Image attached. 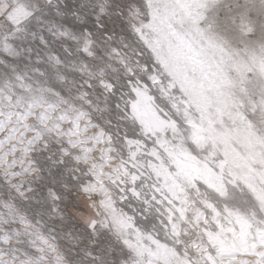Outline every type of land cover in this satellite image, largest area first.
<instances>
[{"label": "rangeland", "instance_id": "obj_1", "mask_svg": "<svg viewBox=\"0 0 264 264\" xmlns=\"http://www.w3.org/2000/svg\"><path fill=\"white\" fill-rule=\"evenodd\" d=\"M178 2L194 5L203 0ZM233 2L220 0L211 10L191 7L180 11L185 17L206 11L212 18L223 14ZM136 8L138 0H65L63 5L46 0H0V234L22 229L19 217L26 216L34 228L10 241L20 250L18 255L25 251L41 255L38 249L43 247L42 236L68 264H91L93 257L99 258L95 264H132L137 258L145 264H166L171 259L170 249L182 248L188 241L200 245L201 237L207 245L222 248L229 259L255 264V257L245 254L258 232L257 225L264 219L259 201L237 192L238 198L230 201L233 214L211 220L204 214V203L193 198L202 185L209 184L180 168L134 115L132 127V117L124 108L125 85L131 75L125 71L128 65L137 82L142 83L140 90L149 92L154 110L161 117L173 119L179 131L195 125L191 136H178V131L172 130L171 140L194 159L205 161L208 171L218 174L225 151L229 164L237 171L246 163L247 155L253 172L259 171L250 163L253 158L264 168V142L259 133L253 134L243 123L237 128L225 111L227 86L221 83L222 72L229 77L235 73L228 66L231 57L223 46L224 37L219 29L211 38L185 36V29L177 24L173 38L162 36L153 52L132 30L130 12ZM229 47L238 51L242 45L231 39ZM149 74L156 79L148 80ZM61 77L66 78L64 82ZM112 84L116 88L109 91ZM57 92L86 113L78 122L70 116L61 117L64 127L72 123L81 142L88 137L95 150L84 151L82 144L73 148L67 135L46 133L30 153L38 171L6 174L9 162L23 158L21 148L37 128L43 127L42 122L66 107L57 104ZM83 92L88 93L84 100L77 99ZM33 96L41 98L33 100ZM101 128L111 133L110 141L101 136L96 143L93 137ZM129 140L139 149L136 160L128 156ZM106 143L115 150L109 152ZM217 145L225 151L204 155L206 148ZM81 153L83 158L77 160L75 157ZM91 165H96L95 175L91 174ZM12 171L22 172L19 167ZM131 174L138 177L134 183ZM121 176L124 179L118 178ZM82 182L91 185L89 191L83 190ZM254 183L260 187L258 179ZM13 185L32 191L21 197ZM105 191L110 193L105 203L114 208L118 219L114 221L109 215L106 225L97 222L93 233L86 222L94 219L93 212L97 213ZM52 193L60 198L54 199ZM6 205H13V209ZM82 212H89L90 218H84ZM118 228L123 229L134 248L143 250L141 257L127 254L128 248L117 235ZM36 229L39 232L32 235ZM44 254L48 256L44 264H51L49 250Z\"/></svg>", "mask_w": 264, "mask_h": 264}, {"label": "snow or ice", "instance_id": "obj_2", "mask_svg": "<svg viewBox=\"0 0 264 264\" xmlns=\"http://www.w3.org/2000/svg\"><path fill=\"white\" fill-rule=\"evenodd\" d=\"M220 0H203L202 3L190 5L188 3L178 2V0H144L143 7L133 9L131 12L132 18V30L137 33L141 43L151 51H156V43H159L162 36H167L169 39L173 38V27L177 24L184 30V35L189 34L198 38L208 37L211 38L212 34L216 33L217 29L224 37V48L228 50V56L231 57L229 67L234 69V75L229 77L227 72H222L221 83L227 86V90L224 95L225 99V111L228 113L232 124L237 128L243 123L249 130L253 131V134L259 133V139L264 142V0H234L233 3L228 4L223 14L217 13L214 17L210 18L206 11L198 12L196 15H189L185 17L182 11L191 7L199 9L211 10L219 5ZM146 17V18H145ZM138 21V23L136 22ZM11 23V21H9ZM14 30H18L16 25H13ZM259 38V39H257ZM7 39V35L5 37ZM231 39L238 40L242 47L238 51H233L229 47V41ZM177 42L180 41V37L176 36ZM113 52L117 50L113 49ZM123 63V59L120 61ZM145 70L147 66L145 65ZM126 73H131L128 76L127 84L125 85L127 91L125 95V111L132 117V127H135V118L133 116V109L137 102L139 83L136 80V74L132 71V68L125 65ZM18 80L22 77L17 76ZM61 82L65 81V77H61ZM143 79V78H141ZM148 80H155L156 76L149 74ZM6 87L11 90L12 85L8 84ZM88 87H92L91 84ZM116 88L115 84L110 85L109 91ZM41 93V97H42ZM59 97L57 104H63L66 107L61 109L56 116L50 117L48 120L42 122L43 127L37 128L35 135L21 148L23 158L12 160L9 162L6 168V174L11 173L12 176L35 173L38 168L35 166L36 161L30 156V153L34 151L36 145L43 141L44 134L55 133L59 136L67 135L69 137L68 143L71 147L76 148L81 146L84 151H94V147L89 143V138L84 137L81 142L80 136L76 134V130L73 128V124L69 123L67 127H64V123L61 117L70 116L74 121L78 122L86 116V113L76 108L71 100L65 99L60 96L59 92L56 93ZM88 95L87 92L81 93L77 99L84 100ZM41 97L33 96V100L40 99ZM88 102V101H86ZM90 103V102H89ZM19 107V104L15 105ZM252 117H256L253 119ZM187 119V117H185ZM191 123V121H189ZM85 125V129L87 128ZM33 127H37L36 122H33ZM231 128V126H229ZM195 125L193 128H185L177 132V135L187 134L191 136L194 134ZM198 134V132L196 133ZM73 135H76V139H73ZM106 136L107 140H111V133H105L101 128L98 134L94 135L96 143H99V137ZM123 144L124 141L122 140ZM128 156L132 160L137 159L139 149L136 148L132 141H127ZM105 148L112 152L115 149L111 144L106 143ZM67 154V149L63 150ZM219 151H225L219 145L216 147H208L205 149L204 155L210 153H216ZM254 155V154H253ZM264 157V153L261 154ZM227 157V151H225V158L221 161L219 171L217 174L218 184L201 186L202 190L195 193L194 199H198L204 203L207 211L204 214L210 217L211 220H218L225 213H231L232 205L230 201L236 200L237 192L240 196H254L260 204V208L264 210V170L253 172L246 157V163L239 166V171L233 168ZM77 160L83 158L82 153L77 154L75 157ZM214 159L221 160L219 156H214ZM86 162V161H85ZM63 163V161H61ZM21 168L22 172H13L14 168ZM128 175L126 164L123 165ZM133 167H136L134 164ZM96 165L90 166L92 175H95ZM124 179L123 176L118 177ZM133 183L138 179L135 174L130 175ZM260 187H257L255 181H257ZM17 187V192L21 197L26 195V192L32 191L29 187L26 190H21L22 186ZM91 185L87 182H82V188L84 191H89ZM136 194V193H134ZM54 199L60 197L55 193H52ZM110 198V193L105 191V199L101 200V205L109 212L113 220H117L118 216L114 208L105 203ZM147 203V201H145ZM7 208L13 209V205H6ZM122 215V213L120 214ZM254 218V217H253ZM227 216H225V220ZM239 219V217H238ZM19 221L22 224V229L18 228L12 231H8L6 234H0V264H44V261L48 259L45 250H49L51 256V264H68V261L56 250L55 246L49 243L48 240L42 236L39 237L43 242V247L38 251L41 253L39 256H35L28 252H20L16 249L10 241L17 239L20 235L28 233L30 229L34 228L31 222L26 216H20ZM224 221L222 220L221 223ZM15 223V221H14ZM88 228L93 233L97 227V221L95 219L86 222ZM165 222L161 221L163 225ZM106 225V223H104ZM209 227L211 224L209 223ZM258 232L254 237L250 251L245 255H252L255 257V264H264V219H262L257 225ZM215 230V229H213ZM39 232L36 229L32 232V235H36ZM117 235L122 241L123 245L128 248V255L132 256L133 253L136 257H141L143 250L139 247H133L129 242L127 235L122 228L117 229ZM139 238V232H137ZM151 238V237H149ZM191 250V251H190ZM111 251V249H109ZM91 255V254H89ZM171 259L166 264H248L247 260H231L224 253V250L218 246L207 245L201 237V244L195 245L193 241L183 243L182 248L170 249ZM98 257H93L91 264H95ZM121 264H126L125 261H121ZM132 264H145L143 259H135ZM147 264H157L156 261H148Z\"/></svg>", "mask_w": 264, "mask_h": 264}, {"label": "bare ground", "instance_id": "obj_3", "mask_svg": "<svg viewBox=\"0 0 264 264\" xmlns=\"http://www.w3.org/2000/svg\"><path fill=\"white\" fill-rule=\"evenodd\" d=\"M144 89H138L137 102L133 109V115L137 118L143 130L149 134L155 135L159 145H161L171 156H173L176 160V164L184 171H187L193 177H200L209 185L218 184L217 174L207 170L205 161H201L197 158L194 159L190 152L188 153L187 150L179 145H176L173 140H171L172 138L170 136V132L172 130L179 131L175 125V121L171 118L161 117L156 110H154V103L150 99V94ZM245 152V154H249L253 158L249 152ZM250 163H254L255 167L258 168L259 171L264 170V168H262L259 163L254 160V158L250 161Z\"/></svg>", "mask_w": 264, "mask_h": 264}, {"label": "clouds", "instance_id": "obj_4", "mask_svg": "<svg viewBox=\"0 0 264 264\" xmlns=\"http://www.w3.org/2000/svg\"><path fill=\"white\" fill-rule=\"evenodd\" d=\"M138 2H139V7L142 8L144 0H138ZM257 39H259V38H257ZM252 118L256 119V117H252ZM86 163H91V161H86ZM113 195H115V194L113 193ZM104 199H105V197H103V196L100 198V200H104ZM109 215H110L109 212H107L105 210V208L100 203L99 206H98V211H97V216H98L97 222L101 223V224L106 223ZM46 264H47V262H46Z\"/></svg>", "mask_w": 264, "mask_h": 264}, {"label": "crops", "instance_id": "obj_5", "mask_svg": "<svg viewBox=\"0 0 264 264\" xmlns=\"http://www.w3.org/2000/svg\"><path fill=\"white\" fill-rule=\"evenodd\" d=\"M46 1H47L49 4H54V3L57 4V3L59 2V5H60V4L63 5L65 0H46ZM131 12H132V11H131ZM131 12H130V13H131ZM139 83L142 84L141 82H139ZM147 87H148V86H147ZM88 213H89V212H82L83 217H84V218H86V217H87V218H90L89 215H88ZM93 214H95V215H94V219H95V217L97 218V213H94V212H93Z\"/></svg>", "mask_w": 264, "mask_h": 264}]
</instances>
